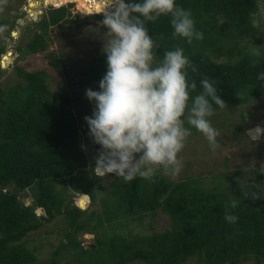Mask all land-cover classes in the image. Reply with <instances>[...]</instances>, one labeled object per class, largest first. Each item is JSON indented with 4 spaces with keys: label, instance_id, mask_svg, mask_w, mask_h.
<instances>
[{
    "label": "trees",
    "instance_id": "1",
    "mask_svg": "<svg viewBox=\"0 0 264 264\" xmlns=\"http://www.w3.org/2000/svg\"><path fill=\"white\" fill-rule=\"evenodd\" d=\"M259 1L176 0L191 10L196 28L203 32V39L191 43L173 37L169 15L146 21L149 34L158 43L156 61L163 59L165 51L180 46L196 66V72L188 69L189 77L197 82L196 92L202 78L214 79L225 107L214 105L212 118L223 110L252 105L264 98V82L256 78L258 71H264V48H258L260 55L255 56L252 49L240 44L258 33L251 21L253 16L261 14L259 19L264 21ZM45 2L53 6L73 2L84 14L97 12L92 16L96 27L87 37L100 39L105 35L99 18H103V3L112 0ZM67 8L49 10L31 29H24L26 36L21 35L15 45L18 59L32 54L45 57L61 82L54 81L55 88L51 89L46 71L18 67L15 84L2 87L0 83V264H240L250 258L253 264H264V173L246 170L255 175L246 183L238 168L231 173L197 176L188 157L182 164V176L161 175L162 170H158L152 179L124 182L111 174H93L95 160H89V154L78 144L79 129H84L81 123H85V112L80 109L93 106L80 94L86 85L101 79L106 59L101 52L78 70L77 80L68 76L73 63L66 48H71L73 39L69 34L63 39L66 52L49 49V29L54 25L69 26L72 38L78 36L81 21L73 20ZM26 10L30 19L40 12L35 6ZM17 17L11 15L12 22L5 20V30L14 27ZM16 35L12 32L13 37ZM80 48L84 46L79 44L74 49ZM3 51L0 47V54ZM10 55L2 57L3 67ZM2 73L0 69V77ZM245 116L241 114V121ZM244 130L237 124L233 137L244 134ZM197 135L200 132L192 128V141ZM98 147L95 145L96 151ZM227 161L225 158L224 165ZM85 169L88 173L82 172ZM105 178L111 179L98 198ZM205 179H209L208 185ZM253 193H260L261 198H253ZM75 196L84 209L73 201ZM26 198L29 204H25ZM233 199L237 204L230 210L238 217L234 223L224 219L225 207ZM97 201L100 206L92 208ZM157 214L169 219L168 227L161 231L154 230L151 222L144 224L146 218ZM58 219L64 225L57 232L60 238L55 244L46 243L52 250L47 258L39 260L43 244L31 245L33 238L29 236ZM83 233L93 236L92 247L83 246L78 238Z\"/></svg>",
    "mask_w": 264,
    "mask_h": 264
},
{
    "label": "clouds",
    "instance_id": "2",
    "mask_svg": "<svg viewBox=\"0 0 264 264\" xmlns=\"http://www.w3.org/2000/svg\"><path fill=\"white\" fill-rule=\"evenodd\" d=\"M27 2L21 12L12 15L18 16L16 19L26 16L21 20L24 29H31L32 24L40 21L49 10L68 7L70 12L69 8L75 4L67 2L53 6L43 5L41 1L40 9L35 6L40 12L30 19L25 9ZM7 5L8 0H0V14L7 10ZM101 12L103 18H99V23L106 29L102 47L106 71L101 79L89 83L91 86L96 84L84 93L93 104L91 115L83 118L88 129L86 135L94 147L99 146L95 150L92 172L97 177L111 174L123 178L124 182L152 179L158 170L175 177L183 167L178 154L185 147L192 128L204 136L210 150L218 147L220 133L209 117L214 113V105L225 107V103L212 78H202L200 90L196 92L197 82L189 77L188 69L192 72L197 69L182 47L165 51L163 59L156 61L158 43L149 34L146 21L169 15L173 37L185 38L188 43L203 39V32L196 28L191 10L176 0H112L104 4ZM81 13L82 16H77L79 19L97 15L95 11ZM253 17L251 21L255 26ZM6 28L7 25L0 24V32ZM9 31L11 35L16 32L14 29ZM252 51L253 55H260L257 48ZM3 53L0 54L1 70L2 57L6 55ZM15 54L18 59L16 51ZM16 68L18 66L14 68V76L18 79ZM256 78L264 82V71H258ZM97 85L98 89H95ZM255 126L260 129V135L252 141L261 136L260 126ZM253 127L244 130L250 140L247 132ZM81 148L85 149L86 145L81 144ZM253 198H261V194L253 193ZM76 204L81 208L78 200ZM236 204L233 199L225 207V221L234 223L238 219L230 210Z\"/></svg>",
    "mask_w": 264,
    "mask_h": 264
},
{
    "label": "rangeland",
    "instance_id": "3",
    "mask_svg": "<svg viewBox=\"0 0 264 264\" xmlns=\"http://www.w3.org/2000/svg\"><path fill=\"white\" fill-rule=\"evenodd\" d=\"M29 1V4L26 6L25 9H28L29 7H34L36 5H40L41 1L37 2V0H8L7 10L0 14V21H3L4 25L8 24L5 20L8 22L13 20L11 19V15H14L15 12H21V8L23 5ZM57 1V0H56ZM94 1V0H93ZM42 4H44V1H42ZM260 8L264 11V0L259 1ZM47 5V4H46ZM41 6V5H40ZM70 12L72 13L73 20L78 19L77 16H82L83 14L79 9H76V5L73 4L72 7L69 8ZM259 13H262L261 11ZM89 14V13H87ZM22 17V16H21ZM85 18H80L78 22V36L72 38L71 31L69 29V26H63V27H50L49 29V48L52 50H57L58 53L66 52L64 51L65 48L62 46V41L64 38L67 37V34L70 35V39H73V45L71 48H66L69 51H67V54L71 58V63H73V67L70 69V72L68 76H71L74 80H77L79 77L78 70L80 68L88 66L87 62L97 55H99L102 52L103 47V40L106 39V35H102L99 39V37H93L89 39L87 36L91 35L93 33L92 27L94 26V22L92 21V17H87V15L84 16ZM262 17L261 14H257L253 17L255 23L254 25L258 29V33H254L253 36L250 38H247L240 42V44H244L247 46L248 49L255 48H264V21L263 19H259ZM26 16L15 19L14 20V27L10 29H14V31L17 32V35L13 37L7 30H4L0 32V47H4V53H11V55L8 57L9 62L5 64V67L2 68L3 73L0 78V83L2 87H5L6 85L12 86L16 82V77L14 76V68L15 66L21 67L26 71H35V70H44L48 74V82L49 87H54V81H60L62 78L57 79L55 72L49 67L47 64V60L45 57H43L41 54L37 55H28L25 56L22 60H19L16 58L15 54V45L20 39L21 35H25L26 33L24 31V28L21 30L16 29L17 24H21V20H25ZM12 22V21H11ZM96 24V23H95ZM97 25V24H96ZM34 26V24H32ZM75 26V25H74ZM74 26H70L72 28V32H75ZM10 27V26H9ZM32 28V27H31ZM9 29V28H8ZM74 30V31H73ZM74 34V33H73ZM10 43V45H9ZM79 44L83 45L84 48L77 49L78 51H75V47H77ZM11 47H13L11 49ZM73 47V48H72ZM75 51V52H74ZM17 52V51H16ZM77 52V53H76ZM2 57V56H1ZM19 79V78H18ZM62 84V83H61ZM96 84V83H95ZM94 84V86H95ZM63 87L67 88L69 87L68 84H62ZM91 85H88L85 87L91 88L94 87ZM73 90H75L73 88ZM85 93V92H84ZM81 93L80 97H83L86 101L85 94ZM84 94V95H83ZM88 101V99H87ZM256 104L258 106V109H250L251 106ZM93 106V104L91 103ZM93 107H90L88 109H80L81 112H85L86 115H91ZM250 110L249 115H247V111ZM241 114H246L245 120L241 121ZM212 116L209 118L211 119ZM212 124L218 129L220 135L218 136V147L215 150H210L208 146L207 140L204 138V136L200 133V135L188 137V140L185 144V147L182 149V151L178 154L181 158L182 164L186 159L191 158L192 160V168L193 173L197 176H204L210 173L218 174L219 172H229L231 173L234 171V168H238L242 170V182L245 183L249 179H253L255 175L248 174L246 170H253L258 171L261 173H264V98L260 99L258 103L253 102V104H248L246 106L240 107L238 109H229V110H223V112L220 115L214 116L212 118ZM84 127V129H79V142L78 144L81 147V144L86 145V148L84 151L89 154V160H92L95 156V147L92 143L90 137L86 135L88 129L86 123H81ZM237 124H241L245 129L253 127L255 125L260 126L261 128V136L259 140L252 141L244 134H237L235 137H233V130L234 127ZM192 133V132H191ZM197 144L198 146L196 147ZM200 145V147H199ZM199 148V150H198ZM202 148L205 149V151H200ZM193 152L195 153H192ZM198 152V153H196ZM201 152L202 154H200ZM227 158V165H224V159ZM83 173H88V170L85 169L82 171ZM160 174H166L163 171H160ZM168 175V174H166ZM183 173H180V176H182ZM111 178H105L104 182L101 183L104 190L98 191L97 197L100 198L101 195L104 193L105 189L107 188V182ZM237 178V180H240ZM208 185L209 179L204 180ZM203 181V182H204ZM243 182V183H244ZM74 197L73 201L76 203L78 200ZM25 204H29L27 198L24 199ZM100 206V203L97 201L94 207ZM61 221V222H60ZM152 223V228L157 231H161L164 228H167L169 225V219L165 214H157L155 217H148L144 220V224L148 225L149 223ZM63 221L60 219L54 220L53 222L49 223L48 225L41 228L39 231L34 232L30 234L29 238H33V240L29 241L31 245L34 246H41L43 244V249L38 252L37 259L44 260L49 256L50 251L52 248L48 247L46 244L48 241H52L55 243L58 242L60 235H57V232L60 229H63ZM48 235H44V231H48ZM93 236L87 233L79 234L78 238L82 241L83 246L88 247V245H92L93 242ZM51 238V239H50ZM45 244V245H44ZM254 260L250 258L245 263L240 264H253ZM132 264H143L142 262L136 261ZM193 264V263H189Z\"/></svg>",
    "mask_w": 264,
    "mask_h": 264
},
{
    "label": "water",
    "instance_id": "4",
    "mask_svg": "<svg viewBox=\"0 0 264 264\" xmlns=\"http://www.w3.org/2000/svg\"><path fill=\"white\" fill-rule=\"evenodd\" d=\"M41 8V7H40ZM100 20V19H99ZM23 22H21V25H17L16 26V28H17V30H21L22 28H23ZM9 45H10V43H9ZM247 134L249 135V137L251 138V140H256L258 137H259V135H260V129L257 127V126H255V127H253L252 129H250L248 132H247ZM83 198H85V199H87V197L86 196H83ZM28 202H29V200H28ZM88 247H92V245H88Z\"/></svg>",
    "mask_w": 264,
    "mask_h": 264
},
{
    "label": "bare ground",
    "instance_id": "5",
    "mask_svg": "<svg viewBox=\"0 0 264 264\" xmlns=\"http://www.w3.org/2000/svg\"><path fill=\"white\" fill-rule=\"evenodd\" d=\"M44 1V4L46 5V2H45V0H43ZM29 3V1L27 2V4ZM103 5H104V3H103Z\"/></svg>",
    "mask_w": 264,
    "mask_h": 264
}]
</instances>
